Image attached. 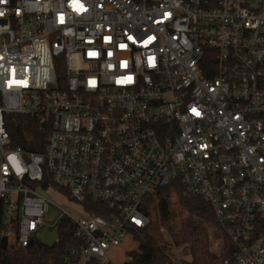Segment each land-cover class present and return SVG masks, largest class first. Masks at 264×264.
I'll list each match as a JSON object with an SVG mask.
<instances>
[{
    "label": "built area",
    "instance_id": "obj_1",
    "mask_svg": "<svg viewBox=\"0 0 264 264\" xmlns=\"http://www.w3.org/2000/svg\"><path fill=\"white\" fill-rule=\"evenodd\" d=\"M0 13L7 250L62 220L77 241L64 264H116L146 200L177 185L213 208L224 264H264V0H0ZM10 114L44 124L42 152L14 145ZM55 189L83 216L57 205L46 224Z\"/></svg>",
    "mask_w": 264,
    "mask_h": 264
},
{
    "label": "trees",
    "instance_id": "obj_2",
    "mask_svg": "<svg viewBox=\"0 0 264 264\" xmlns=\"http://www.w3.org/2000/svg\"><path fill=\"white\" fill-rule=\"evenodd\" d=\"M8 129L15 146L42 152L48 134L43 123L29 116L10 114ZM85 204L90 211L104 208L92 200ZM142 211L149 218V224L131 228L138 248L127 253L124 264H173L171 250L181 246H187L191 255L185 264H224L231 259L233 245L219 226L213 208L201 197L186 195L179 186L172 185L157 190L146 200ZM2 230L0 220V264H64L70 249L77 245L74 226L66 221L59 226L60 238L53 247L31 243L28 248L9 251L2 241ZM211 230L223 240L221 255L210 250Z\"/></svg>",
    "mask_w": 264,
    "mask_h": 264
},
{
    "label": "rangeland",
    "instance_id": "obj_3",
    "mask_svg": "<svg viewBox=\"0 0 264 264\" xmlns=\"http://www.w3.org/2000/svg\"><path fill=\"white\" fill-rule=\"evenodd\" d=\"M45 195L52 202L50 204L49 213H47L44 217V222L48 225H54L59 222L62 214L64 213L57 205L62 207L68 214H64L65 216L71 215L73 217H81L83 216L82 205L77 203L76 201L71 200L69 197L62 196L56 189L53 191L46 192ZM60 221L59 225L61 224ZM55 230V228H54ZM43 243L42 233H38L35 238V244ZM209 245L210 250L215 255H221L223 251V240L220 238L219 234L214 232L213 230L209 233ZM138 244L132 238L128 237L121 247L116 250H113L111 253L114 254L113 259L116 264H124L127 261V253L129 251L137 250ZM172 251V260L173 264H185L184 261L191 260V255L189 252V248L187 246L181 247H173Z\"/></svg>",
    "mask_w": 264,
    "mask_h": 264
},
{
    "label": "water",
    "instance_id": "obj_4",
    "mask_svg": "<svg viewBox=\"0 0 264 264\" xmlns=\"http://www.w3.org/2000/svg\"><path fill=\"white\" fill-rule=\"evenodd\" d=\"M58 230L55 229L53 232H49L48 230H44L43 233V244L46 247H53L58 238Z\"/></svg>",
    "mask_w": 264,
    "mask_h": 264
},
{
    "label": "snow or ice",
    "instance_id": "obj_5",
    "mask_svg": "<svg viewBox=\"0 0 264 264\" xmlns=\"http://www.w3.org/2000/svg\"><path fill=\"white\" fill-rule=\"evenodd\" d=\"M0 14H2V13H0ZM9 160H11V161H15V157H14V156H10V157H9ZM137 223H139V221H137Z\"/></svg>",
    "mask_w": 264,
    "mask_h": 264
},
{
    "label": "clouds",
    "instance_id": "obj_6",
    "mask_svg": "<svg viewBox=\"0 0 264 264\" xmlns=\"http://www.w3.org/2000/svg\"><path fill=\"white\" fill-rule=\"evenodd\" d=\"M18 171H19V169H18Z\"/></svg>",
    "mask_w": 264,
    "mask_h": 264
}]
</instances>
